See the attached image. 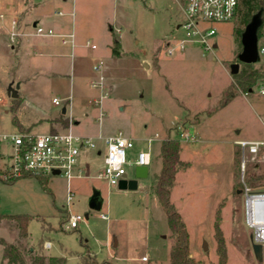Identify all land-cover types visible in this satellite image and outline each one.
<instances>
[{
	"label": "rangeland",
	"instance_id": "374dc122",
	"mask_svg": "<svg viewBox=\"0 0 264 264\" xmlns=\"http://www.w3.org/2000/svg\"><path fill=\"white\" fill-rule=\"evenodd\" d=\"M13 1L0 0V15H9L5 5ZM61 4H54L53 11L67 12ZM65 5L76 10L73 28L77 38L89 39L98 49L86 47L82 55L65 57L62 70L55 73L29 67L8 74L1 65L6 57L0 53V133L45 135L52 132V123L65 125L64 118L78 122L73 134L89 135L105 123L112 133L121 130L135 139L136 148L129 152L132 157L141 140L157 134L159 140L152 145L149 176L139 181L136 190L110 187L103 180H75V196L69 203L68 184L62 176H50L48 188L35 177L14 182L0 179V214L34 217L29 237L20 234L15 220L0 221V264H8L3 258L7 245L20 251L23 261L18 264H38V252L46 256L45 264H51L50 257L78 264L79 254L84 252L107 264H168L174 237L154 193L155 174L161 168L162 141L180 139L183 131H190L195 141L180 140L182 156L190 166L176 176L186 172L179 175L173 201L190 235V257L198 264H218V225L227 264H259L252 252V232L245 226L243 189L264 192V151L249 157L243 170L236 142L264 141V78L253 93L237 91L218 110L234 84L231 65L238 62L243 48L237 33L245 29L240 16L233 22L211 25L217 31L213 50L204 52L201 45L188 43L183 51L170 56L168 47L186 40L185 31L177 28L186 18L176 0H67ZM3 22L0 19V25ZM110 39L119 41V57L110 54ZM5 41L12 43L8 34L0 36V51ZM259 46H264V27ZM99 61L104 63V91L90 86L97 79L93 65ZM254 65L264 72V54ZM242 67L240 63V70ZM13 83L20 98L8 96V84ZM103 93L108 97L101 109L92 103ZM99 146L102 157L95 152L85 157L96 171L102 168L106 153L104 143ZM11 152L7 144L1 146L0 172L9 163ZM127 172L131 179L135 177L134 166H127ZM94 189L103 193L100 212L88 204ZM73 215L83 217L76 229L70 227ZM115 242L119 244L116 248ZM142 257L148 260L144 262Z\"/></svg>",
	"mask_w": 264,
	"mask_h": 264
},
{
	"label": "built area",
	"instance_id": "2783aa9c",
	"mask_svg": "<svg viewBox=\"0 0 264 264\" xmlns=\"http://www.w3.org/2000/svg\"><path fill=\"white\" fill-rule=\"evenodd\" d=\"M176 1L186 18L185 22L179 26L185 31L186 40H183L176 47H168L167 53L170 56L183 51L188 43L201 45L204 52L213 50L217 47V44L213 42L217 31L211 25L233 22L240 16V0ZM3 17L1 15V18ZM12 23L16 27L18 22L14 20ZM34 30V35L38 37L58 36L54 30L42 26H35ZM11 36L12 41H15L19 34L13 32ZM58 37L66 45L73 41L74 35H61ZM87 46L96 49V46L91 45V42H88ZM259 52L260 55L264 54V46H259ZM103 70V61H99L93 66V71L97 74V79L90 84L93 89L100 88L101 91H104L105 77ZM107 97L108 94L103 93L94 98L92 104L102 109ZM53 102L56 105H61L59 99H54ZM103 114V112L100 114L99 119L104 116ZM158 138V134L153 138H149L147 148L139 151L136 157H132L129 152L135 148V142L123 132L98 138L64 132H51L45 135L0 133V148L2 145L7 144L12 150L7 157L9 163L1 170L0 175L4 180H14L28 176L50 177L57 171L68 182L76 178L88 177L87 170L82 166V159L90 152H95L102 157L103 151L99 146V142H103L106 153L103 167L97 174V178L105 181L110 187H118L121 181L129 177L127 166L132 165L135 168L138 166L149 167L152 164V145L153 142L159 140ZM181 139L186 142L195 141L190 131L181 132L179 140ZM236 144L241 150L243 170L249 157L255 158L264 151V141L261 140H240ZM73 198L74 193L69 187L68 202L71 203ZM243 199L245 226L252 232L253 243L261 245L264 263V192L254 191L246 186L243 189ZM102 217L107 219L106 215ZM82 221L83 217L73 215L70 218V227L72 229L78 228ZM47 246H50V243ZM147 260L148 257L142 258L144 262Z\"/></svg>",
	"mask_w": 264,
	"mask_h": 264
},
{
	"label": "crops",
	"instance_id": "0c3cea01",
	"mask_svg": "<svg viewBox=\"0 0 264 264\" xmlns=\"http://www.w3.org/2000/svg\"><path fill=\"white\" fill-rule=\"evenodd\" d=\"M59 2H61L62 3L61 5H63L64 7H67V9H68L67 12H64L62 10L53 11V5L58 4ZM66 3H67V0H63V1H61V0H40V1H37V0H16V1H13L12 3H7L5 5V8L8 10L7 13L9 15L4 14L3 18H1L2 14L0 15V19L5 20V22L2 23L3 25H0V36L5 37L6 34H8L11 38L12 37L11 35L13 32H17L19 34V36L16 38L15 41H12V39H11V42H12L11 44L7 43V41H5L2 44V51H0V53L5 55L6 60L1 62V65H2V69L5 72H8V74H9V72L10 73L13 72L15 74L16 72L20 71L21 68L27 70V68L32 67V68L39 70V71H49V72L55 73L56 70H59V71L62 70L63 63L61 60L64 59L65 57L71 56L72 58H74L75 56L82 55L83 54L82 50L86 49V47L87 48L89 47V49L91 48V50H93V51L98 49V47L93 43H91V45H95L96 49H93L91 46H87V43L90 42L89 39L86 40L85 42H83V40H80L79 38H77V35L75 34V30L73 28L74 24H75V19H76L75 18L76 17V10H75V8L68 7L67 5H65ZM11 10H12V12H11ZM60 13H62V15H60ZM10 14L13 15V16L11 15V18H10ZM14 20H16L18 22L16 27H14L13 23H12ZM40 23L42 25H40ZM35 26H42L46 29H52V30H54V32L58 36H61V35H67L68 36L70 34H73L74 35L73 41L69 42L68 44L65 45L62 43V39L58 36H56V37H38V36H35L34 35ZM109 28L111 31L112 30L111 26H109ZM177 28H179V26H177ZM117 32L119 33L120 30L117 29ZM108 46L111 49L110 54H112L113 42H111V39H110V44H108ZM30 49H32V50H30ZM13 79H17V78L14 77ZM90 83H91V81H90ZM8 85H11V87H12V85H14V83L8 84ZM12 88L16 89L15 87H12ZM33 90L36 91V88H33ZM17 94H18L17 98H20L19 90L17 91ZM54 99H56V98H54ZM68 101L71 102V99H69ZM102 112H103V110H102ZM99 117H98V119H99ZM102 119H103V117H101V119H99V122H101ZM63 120L66 121L65 125L61 124V123H52L51 131L52 132H59L61 130H64V131L67 130V131H71L73 133V131H74L73 127H74V125H78V122H75V120L64 119V118H63ZM20 124L22 126H24L22 123H20ZM112 131H114V130L111 129L110 127L108 128L106 126V124L103 123L102 125L100 124V126L97 127L95 129V131H93L89 135H81V136L98 138L100 136L101 137H107L110 135H114L118 132H122L121 130H119L117 132L112 133ZM148 139L141 140L138 152L147 148ZM133 140L135 142V139H133ZM135 145H136V143H135ZM135 148H136V146H135ZM183 151H184V146H182V150H181V159L183 161L189 162L188 160L183 158V156H182ZM152 153H153V149H152ZM96 155L98 157H100L99 154H96ZM86 156L87 155H85V157ZM85 157H83V159H82V166L87 170L88 177L76 178L70 182H68V180H66V183L68 184L67 200H68L69 187L71 188V190L73 191L74 196H75V190L72 187L73 181H75V180H88V179L89 180L90 179L91 180H99L97 178V174L99 173V171L102 168L100 170L96 171V169H94L91 166V164L88 163V161H87V159H85ZM103 164H104V162H103ZM103 164H102V167H103ZM160 170H161V168L159 169V172L157 174H155L156 176L160 173ZM185 173L186 172H184L182 174H185ZM182 174H179V175H182ZM179 175L176 179V185L171 191V200L173 203H174V201H173L174 193L176 191V188L179 185V181H178ZM54 176H56V175H54ZM148 176H149V167H148ZM47 178L49 180V177H47ZM129 179H131L130 176L128 177V180ZM93 187H94V185H93ZM118 188H119V186H118ZM138 188H139V182H138L137 189ZM126 190H129V189H126ZM101 194L103 197L102 192H101ZM102 208H103V206H102ZM48 243H50V242H48ZM118 245L119 244L117 243V246L114 245L113 247L116 248V247H118ZM50 248H51V243H50ZM142 258H141V260H142Z\"/></svg>",
	"mask_w": 264,
	"mask_h": 264
},
{
	"label": "trees",
	"instance_id": "16d2710c",
	"mask_svg": "<svg viewBox=\"0 0 264 264\" xmlns=\"http://www.w3.org/2000/svg\"><path fill=\"white\" fill-rule=\"evenodd\" d=\"M240 21L241 24L246 27L253 19V17L259 12L262 13V26L258 30V37L261 38L262 28L264 27V0H240ZM243 29L237 30L239 36L242 35ZM112 55L119 57L121 55V46L118 40H113ZM264 78V72L255 69L254 64H243L242 69L237 75H234V84L230 87L227 94L222 98L218 104V110L227 106L235 97L237 91H242L246 94L253 93L257 83ZM182 145L181 141L176 138H165L160 146V158H161V170L156 176V185L154 187V193L157 200L165 212L167 225L169 231H171L174 241L169 251L168 264H198L192 257H190V235L188 229L182 220L175 204L171 200V191L175 184L177 174L190 166V163L181 159ZM28 176L24 178H31ZM42 181L43 186H47V177L39 176L35 177ZM0 179L4 182H14L16 180H4L0 175ZM34 217L27 215H4L0 214V221L3 219L15 220L19 227V232L22 236H28V228L30 222ZM67 217H65L66 219ZM40 219V218H39ZM44 221V220H43ZM61 223L60 229L63 228ZM44 227V225H43ZM47 229V228H46ZM76 229V228H74ZM216 234L218 239V264H227V255L224 240L220 235V228L216 225ZM42 241V240H41ZM4 260L8 261V264L22 263V256L17 247L13 245H7L4 253ZM51 264H66L65 258L50 257ZM46 256L38 252L36 261L38 264H45ZM78 264H107L97 261L96 257L90 255L87 252L79 254Z\"/></svg>",
	"mask_w": 264,
	"mask_h": 264
},
{
	"label": "water",
	"instance_id": "95a60500",
	"mask_svg": "<svg viewBox=\"0 0 264 264\" xmlns=\"http://www.w3.org/2000/svg\"><path fill=\"white\" fill-rule=\"evenodd\" d=\"M262 13L259 12L256 14L252 21L245 27L241 35L242 51L238 55V62L231 65V74L237 75L240 71V63L243 64H257L261 61V55L259 52V37L258 30L262 26ZM8 95L12 99L18 97L17 90L12 87L8 90ZM66 113V109H63V114ZM54 175H59L57 171L54 172ZM148 177V167L138 166L135 168V177L133 179H125L121 181L119 188L120 190H136L138 187V182L142 179ZM104 199L102 197L101 191L94 189L92 196L89 198L88 204L90 209L100 212ZM252 252L256 261L259 264H263V253L262 247L259 244L253 243L252 236L250 237ZM117 246V243L114 244ZM207 248V247H206Z\"/></svg>",
	"mask_w": 264,
	"mask_h": 264
}]
</instances>
